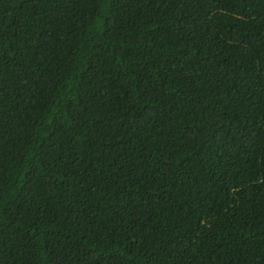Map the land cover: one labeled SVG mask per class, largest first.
<instances>
[{"label": "trees", "instance_id": "1", "mask_svg": "<svg viewBox=\"0 0 264 264\" xmlns=\"http://www.w3.org/2000/svg\"><path fill=\"white\" fill-rule=\"evenodd\" d=\"M0 264H264V0H0Z\"/></svg>", "mask_w": 264, "mask_h": 264}]
</instances>
